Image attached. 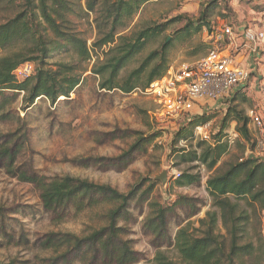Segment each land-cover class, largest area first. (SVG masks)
<instances>
[{
	"label": "rangeland",
	"instance_id": "374dc122",
	"mask_svg": "<svg viewBox=\"0 0 264 264\" xmlns=\"http://www.w3.org/2000/svg\"><path fill=\"white\" fill-rule=\"evenodd\" d=\"M203 2L204 0H157L148 3L132 18L121 34L130 36L152 25L164 24L177 16L185 15L195 19ZM226 7L227 10H222L221 7L215 9L210 17L208 30L212 36L205 28L196 34L192 31L190 36H172L171 29H179L184 24L176 23L156 41L148 43L142 54L120 72V79L126 78L138 68L141 61L156 50L165 38L170 43L166 56L167 68L171 66L177 69L197 61L209 50L219 48L213 38L225 26L237 24L240 28L247 27L243 23L251 21L249 18L258 14L256 10L264 8V0H227ZM251 12H255V15ZM237 15L240 16L239 24L234 22ZM261 19L264 21V15ZM74 24L90 46L94 40L90 21L78 18L74 19ZM8 53L7 50H2L0 57ZM262 56L264 52L259 57ZM75 61L76 58L72 55L62 54L50 62ZM95 61L96 57L93 56L81 84L68 99L60 98L53 106L42 99L32 109L25 111L22 109L23 94H19L10 103L7 109L24 118L27 129V149L20 153L18 163L28 166L40 177L51 179L70 176L108 185L123 194L141 184V191L131 203L128 215L117 222V227L122 229L121 239L135 253L137 261L133 264H159L161 260H167L170 264H187L175 249L178 231L186 230L189 235L200 236L205 229L201 221H207V213L219 214L211 206V199L206 192L207 179L223 173L229 165L250 153L256 157L264 156V150L260 151L256 146L254 152H250L247 143L236 132V123L232 121L225 128V135L229 137L230 132H235L238 137L232 145L228 143L227 152L221 155L213 169H208L206 164L182 161L178 154H171L169 147L173 131L182 121L181 116L161 122L156 114L157 106L153 96L142 94V87L129 94L118 90H100L99 78L90 72ZM249 63L255 68L252 73L257 74L258 60L250 58ZM252 76L253 74L238 89L240 91L231 106L248 118L247 127L256 144L259 132L248 116L250 111L261 110V114L257 113L259 117L264 114V81H253ZM262 78L264 79V75ZM223 113L224 110H221L219 114L210 117L211 135L219 128ZM196 114L193 111L189 115ZM15 130L16 125L0 123V136ZM161 130L164 132L156 136ZM141 138H144L141 144L131 151ZM180 142L174 147L183 148ZM196 143L198 140L192 146L187 143L189 147L185 150L199 154L200 148L195 147ZM163 172L167 178L164 186L155 180ZM185 174L198 176L199 182L179 184ZM153 182L156 184L152 192H147ZM179 199L182 201L174 204ZM150 202L170 206L163 231L159 234L149 229L153 217ZM233 202L238 205L237 215L242 218L249 216V220L245 224L241 221L244 232L238 243L239 247L247 249L233 257L232 264H264V212H252L243 200ZM109 208L105 204L80 212L71 209L60 216L52 215L43 210L39 194L33 185L11 177L5 168L0 167V264H101L90 256L87 260L81 259L74 251L66 255V248L56 246L57 243L53 246H45L44 243L49 235H53L56 240L64 235L78 239L89 237L107 226L106 213ZM215 234L225 242L228 252L229 237L220 220ZM63 256L64 259L61 258ZM64 260L66 261L63 263ZM216 264L226 262L221 258Z\"/></svg>",
	"mask_w": 264,
	"mask_h": 264
},
{
	"label": "trees",
	"instance_id": "16d2710c",
	"mask_svg": "<svg viewBox=\"0 0 264 264\" xmlns=\"http://www.w3.org/2000/svg\"><path fill=\"white\" fill-rule=\"evenodd\" d=\"M155 1L157 0H0V51L9 52L0 57V123L16 125L14 132L0 136V167L5 168L11 177L33 185L39 194L43 210L52 215L60 216L71 209L80 212L100 205L110 206L106 213L107 226L87 238L64 235L56 240L53 235L48 236L45 246L57 243L56 246L66 248V255L74 251L81 259L87 260L90 256L101 264L135 263V253L121 239L122 229L117 227V222L128 215L131 203L141 191V184L123 194L108 185L70 176L51 179L37 176L28 166L18 163L20 153L27 149V129L25 119L7 107L19 94H23V111L32 109L42 99L47 100L51 106L60 98L68 99L81 84L93 56L96 61L90 72L99 78L100 90H118L129 94L142 87L144 91L168 70L166 56L170 43L166 42V38L126 78L120 79V72L142 54L148 43L156 41L179 22L184 24L179 29H171L172 36H190L192 31L196 34L203 28L208 30L210 17L215 9L221 7L220 9L227 10V0H204L195 19L185 15L177 16L164 24L152 25L130 36L121 34L143 6ZM78 18L89 20L93 27L94 40L90 46L83 33L75 28L74 19ZM62 54L72 55L76 61L50 62ZM28 62L34 67L32 75L25 80H16L13 71ZM239 91L225 100L223 118L219 128L211 135L210 142L198 140L196 143L195 147L200 148L199 154L174 146L178 141H185L192 146L197 141L194 128L219 114L221 110L211 115L184 118L173 131L169 146L171 154H178L182 161L206 164L208 169H213L229 147L223 139L226 137L225 128L232 121L236 123V132L247 143L248 150L254 152L256 144L247 127L248 118L231 106ZM163 132L161 130L155 135L159 136ZM143 140L144 138L138 139L130 150L139 146ZM181 179L179 184L199 182L198 176L185 174ZM155 184H150L146 191L151 193ZM205 188L211 199V206L219 214L207 213V221H201L205 229L200 236L189 235L186 230L178 231L175 249L187 264H211L213 261L216 264L221 258L226 264H232L233 257L247 249L239 247L238 243L244 232L241 221L245 224L249 220V216L242 218L237 215L238 205L233 200L245 201L254 213L264 212V162L249 159L246 155L229 165L223 173L209 177ZM180 201L182 199L174 204H179ZM149 207L153 213L149 229L159 234L163 231L170 206L150 202ZM218 220L229 237L228 252L225 242L215 234ZM65 256L61 258L64 259ZM159 264L170 263L161 260Z\"/></svg>",
	"mask_w": 264,
	"mask_h": 264
},
{
	"label": "built area",
	"instance_id": "2783aa9c",
	"mask_svg": "<svg viewBox=\"0 0 264 264\" xmlns=\"http://www.w3.org/2000/svg\"><path fill=\"white\" fill-rule=\"evenodd\" d=\"M213 41L218 43L219 48L209 50L204 57L191 64L177 69L170 66L161 79L151 83L144 91L138 90L153 96L161 122L179 116L181 120L190 118L195 105L202 102L203 109L199 115L224 110L225 100L249 80L254 69L249 63L250 58L258 60L264 52V29L240 28L231 24L221 29ZM33 69V64L28 62L16 68L13 75L18 81L25 80L32 75ZM248 117L259 132L256 146L263 151L264 123L257 112L250 111ZM211 126L210 120L198 124L194 128L195 140L210 141ZM229 134L227 140L226 137L223 140L232 145L238 135L235 132ZM180 143L181 147L188 149L185 141Z\"/></svg>",
	"mask_w": 264,
	"mask_h": 264
},
{
	"label": "crops",
	"instance_id": "0c3cea01",
	"mask_svg": "<svg viewBox=\"0 0 264 264\" xmlns=\"http://www.w3.org/2000/svg\"><path fill=\"white\" fill-rule=\"evenodd\" d=\"M257 11V15H255V12H251V14L254 16L253 18H249L251 21H247V22H245V23H243L244 25H246L247 27H249V28H254V29H264V21H262V16L264 15V8H262V9H260V10H256ZM240 15V14H239ZM239 15H237L236 16V20H234V22L235 21H237L236 23H240L241 21H239L240 20V16ZM255 21H257L258 23L256 24L255 23ZM258 64H257V74L254 72V73H252L253 74V76H252V79H253V81L255 80V79H258V80H262V81H264V79L262 78V75H264V56H262V57H259L258 58ZM254 71H255V68H254ZM258 75V76H257ZM256 76H257V78H256ZM251 79V78H250ZM250 82H251V80H250ZM203 102H202V104H196L195 105V107H194V111L199 115V113L201 112V110L203 109ZM262 111L264 112V110L262 109ZM258 112H260L259 114H261V110H259ZM257 112V113H258ZM196 114V115H197ZM258 114V115H259ZM260 117H261V119H262V121H264L263 120V118H264V114H262V116L260 115ZM263 117V118H262Z\"/></svg>",
	"mask_w": 264,
	"mask_h": 264
},
{
	"label": "water",
	"instance_id": "95a60500",
	"mask_svg": "<svg viewBox=\"0 0 264 264\" xmlns=\"http://www.w3.org/2000/svg\"><path fill=\"white\" fill-rule=\"evenodd\" d=\"M249 159H258L262 162H264V156H260V157H256L253 153H250L248 155ZM156 181H159L163 186L165 185V183L167 182V178H166V173L163 172L160 176H158L157 178H155Z\"/></svg>",
	"mask_w": 264,
	"mask_h": 264
}]
</instances>
